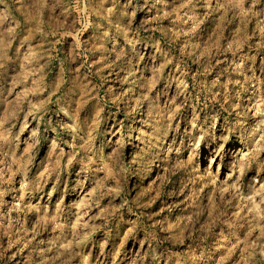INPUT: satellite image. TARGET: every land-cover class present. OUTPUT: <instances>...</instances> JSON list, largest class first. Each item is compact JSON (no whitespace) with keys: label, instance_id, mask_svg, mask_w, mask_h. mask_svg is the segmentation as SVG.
<instances>
[{"label":"rangeland","instance_id":"obj_1","mask_svg":"<svg viewBox=\"0 0 264 264\" xmlns=\"http://www.w3.org/2000/svg\"><path fill=\"white\" fill-rule=\"evenodd\" d=\"M0 264H264V0H0Z\"/></svg>","mask_w":264,"mask_h":264}]
</instances>
